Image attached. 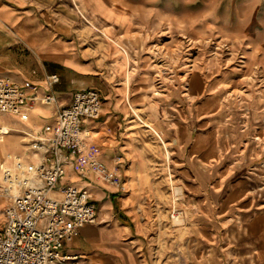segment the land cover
I'll return each instance as SVG.
<instances>
[{"label":"rangeland","instance_id":"374dc122","mask_svg":"<svg viewBox=\"0 0 264 264\" xmlns=\"http://www.w3.org/2000/svg\"><path fill=\"white\" fill-rule=\"evenodd\" d=\"M115 1L131 9L135 23L133 31L118 29L110 36L133 68L126 152L114 174L126 217L142 238L147 264H212L213 257L223 264L225 218L215 214L230 199L225 195L242 190L248 201H264V156L245 160L238 150L241 141H255L262 131L256 129L258 122L249 124L237 112L241 96L250 102L264 91V0ZM92 34L81 32L79 48L111 63L108 39ZM5 49L11 62L20 57L18 49ZM9 64L0 61V68ZM210 97L215 107L198 117L197 107L203 113ZM0 120L22 126L12 115H0ZM229 126L239 136L230 145L224 144ZM0 137L5 152L8 137H19L23 151L21 159L0 156L1 215L12 194L2 173L11 171L15 161L34 165L25 161L37 153L20 128ZM242 216L224 237L235 245L236 264H258L264 256L252 248L264 235V225L258 224V215L250 222ZM70 262L116 264L109 253Z\"/></svg>","mask_w":264,"mask_h":264},{"label":"crops","instance_id":"0c3cea01","mask_svg":"<svg viewBox=\"0 0 264 264\" xmlns=\"http://www.w3.org/2000/svg\"><path fill=\"white\" fill-rule=\"evenodd\" d=\"M130 10L118 5L115 0H0V61L13 63L0 68V76L15 83L31 81L36 85L38 95H44L48 93L45 77L55 74L59 77V82L49 89V93L60 105H67L76 91H97L102 99L100 116L96 120L86 121L83 130L88 134L89 144L97 148L101 162L108 169H116L122 161V154L126 152V115L130 108L129 94L133 74L131 63L118 50L119 41L110 36L115 37L113 34L118 29L134 30L135 23ZM80 17L88 25L79 23ZM83 25L88 29H83ZM85 30L93 34L99 32L108 39L103 40L107 47L113 49L111 63L103 57L87 56L85 49L79 48L81 32ZM99 38L101 39L100 36ZM6 47L21 51L20 57L15 55L13 62L8 60L6 52L4 53ZM214 100V97L206 100L209 104L203 113H199V105L197 116L212 111L215 107ZM250 100L249 102L241 96L237 104L238 116H243L249 124L258 122L259 127L256 129L262 131V136L259 135L255 141H241L238 150L240 157L245 160L264 156V91ZM54 121V107L37 103L29 108L28 120L19 121L21 127L7 125L10 132L20 128L33 139L41 136L42 128ZM1 124L3 122L0 120ZM238 137L232 135L229 126L227 133H224V144L227 140L230 145ZM3 140L4 137H1V144ZM207 140L215 144L212 137ZM5 146L9 153L4 151L2 145L0 156L22 157L19 137H8ZM62 154L65 157V175L60 182L61 186L84 189L90 202L98 210L96 223L83 226L78 235L64 246L63 254L72 260L80 255L85 257L109 253L116 264H147L142 238L131 224L130 218L126 217L127 213L123 208L125 198L119 194V187L104 182L76 155L67 151ZM36 155L31 159L26 157L25 163H36L39 158ZM246 194L242 190L229 191L225 195L230 196L226 206L221 208L220 204L215 214L225 218L222 240L226 243L227 251L223 264H236L235 245L228 242L224 235H227L230 225L237 227L240 214L246 216L249 222L258 215V224L264 225V201H248L245 199ZM100 235L101 239L97 241L95 238ZM258 240V244L252 249L257 251L259 248L264 256V235ZM211 261L212 264H218L214 257ZM258 264H264V259H260Z\"/></svg>","mask_w":264,"mask_h":264},{"label":"built area","instance_id":"2783aa9c","mask_svg":"<svg viewBox=\"0 0 264 264\" xmlns=\"http://www.w3.org/2000/svg\"><path fill=\"white\" fill-rule=\"evenodd\" d=\"M58 82L57 75H47L48 93L38 95L33 82L15 83L0 76L1 116L25 122L29 108L37 103L55 109L54 123L45 125L42 135L32 140L30 148L39 155L38 161L32 166L15 161L11 171L2 173L12 194L10 205L0 215V264H71V258L63 254L64 246L83 226L96 223L98 210L84 189L56 188L65 175L63 151L79 157L104 182L119 186L116 169L104 166L83 130L86 121L100 116V94L79 90L67 105H60L49 93Z\"/></svg>","mask_w":264,"mask_h":264},{"label":"bare ground","instance_id":"6f19581e","mask_svg":"<svg viewBox=\"0 0 264 264\" xmlns=\"http://www.w3.org/2000/svg\"><path fill=\"white\" fill-rule=\"evenodd\" d=\"M12 130V129H11ZM9 132H10V127L7 125V124H5V123H3V124H1L0 125V134H9ZM1 138V137H0ZM19 162H21V161H19ZM24 166H26V164H24L23 162H21ZM1 166V165H0ZM3 197V196H2ZM243 217V216H242ZM244 228V227H243ZM228 237V236H227ZM228 239V238H227ZM252 244V243H251ZM250 246V245H249ZM260 252V251H259ZM260 256V255H259ZM254 257H255V255H254Z\"/></svg>","mask_w":264,"mask_h":264}]
</instances>
